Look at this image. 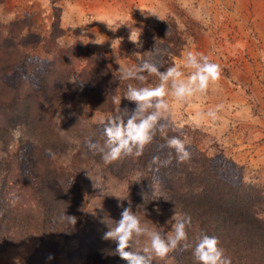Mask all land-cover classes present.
Masks as SVG:
<instances>
[{"label":"rangeland","instance_id":"1","mask_svg":"<svg viewBox=\"0 0 264 264\" xmlns=\"http://www.w3.org/2000/svg\"><path fill=\"white\" fill-rule=\"evenodd\" d=\"M136 38L138 42L131 41ZM189 51L219 64L222 76L204 96L187 103L170 101L171 111L162 121L168 125L167 136L179 130L182 139L206 155L222 153L240 167L246 185L264 189V0L0 2V130L5 135L0 140V183L7 178L13 185L16 172H4L8 165L14 168L23 159L27 166V159H41L44 165L33 170L51 167L59 174L71 173L84 200L82 231L55 236L50 251L41 256L43 264H86L84 239L96 238L112 245L103 250L109 252L108 261H115L116 242L102 237L129 206L149 228L172 231L168 221L181 215L166 200L183 183L180 172H152L147 157L151 145L139 157L105 164L87 142L103 144L101 121L130 104L123 95L134 81L115 80L111 74L119 77L120 67L142 60L162 64L164 71L182 65ZM158 83L153 75L139 86ZM114 96L121 97L119 106ZM218 105L219 119L197 120L198 112ZM17 129L23 133L19 138ZM155 138L165 142L159 133ZM27 143L32 151H23ZM173 151L165 143L152 158ZM25 177L34 187L43 183L33 175ZM140 239L133 250L148 245L147 237ZM39 245L33 238L8 246L0 255L8 257L5 264H26ZM7 251L8 256L1 254ZM177 255V250L164 259L153 255V264H175Z\"/></svg>","mask_w":264,"mask_h":264},{"label":"trees","instance_id":"2","mask_svg":"<svg viewBox=\"0 0 264 264\" xmlns=\"http://www.w3.org/2000/svg\"><path fill=\"white\" fill-rule=\"evenodd\" d=\"M55 28L53 26V30ZM6 67L8 65L2 68ZM111 76L120 80L113 74ZM34 82L33 87H36L38 83ZM133 84L140 85L137 81ZM133 109L135 106L130 102L129 113ZM1 131L4 130H0V140L4 141L5 135ZM175 136L185 137L179 130ZM164 144L154 138L149 144L147 157L152 172H169L170 168L180 172L183 183L172 188L166 205L179 213L181 218L185 214L191 216V226L187 229L190 240L195 241L201 233L214 235L231 257L232 264H264V189L251 183L246 185L240 167L222 153L208 156L189 143L187 147L192 153L189 162L177 163L173 151L169 154L172 163L168 166L153 163L152 152L156 148L162 151ZM23 148V151L33 150L30 143ZM169 155L163 154L159 158L163 161ZM26 161L27 166L22 159L15 163L16 167L13 168L12 164V168L8 165L4 169L9 173L12 169L16 174L11 177L13 185L7 182V178L0 183V252L8 246L38 238L40 245L31 253L26 264H43L41 256L50 251L55 236H75V230L82 231L80 224L84 200L78 182L71 173L59 174L51 167L35 171L32 167L40 163L44 165V162L32 158ZM27 174L42 179L43 183L39 187L32 186L24 179ZM70 217H75L74 224ZM84 240L88 248L86 264H127L117 254L115 261H108L109 252L105 255L103 249L106 247L110 250L112 245H107V242L98 238L94 241ZM176 250L175 264H197L191 250Z\"/></svg>","mask_w":264,"mask_h":264},{"label":"clouds","instance_id":"3","mask_svg":"<svg viewBox=\"0 0 264 264\" xmlns=\"http://www.w3.org/2000/svg\"><path fill=\"white\" fill-rule=\"evenodd\" d=\"M131 41L136 43L138 38ZM162 67L164 65L150 60H142L138 65L128 68L120 67L119 79L122 81L134 80L142 85L148 76L154 75L158 77L159 83L152 87L128 83L123 97L134 102L135 109L129 113L128 109L121 110L118 107L114 115L101 121L105 137L103 144L88 140L89 151L99 154L105 164L126 156H141L158 133L164 137L166 146L174 150L177 163L192 159L187 142L179 136L168 137V125L162 121L171 111L170 101L187 103L194 97L206 95L210 87L220 81L222 69L219 64L211 62L208 56L192 51L186 53L182 65L174 64L160 71ZM182 69H187V73ZM113 101L119 106L121 97L114 96ZM221 107L218 105L206 112H198L196 118L198 121H216ZM22 134L19 129L14 130L17 138ZM153 163L168 166L172 163V157L169 155L163 161L154 157ZM70 218L74 224L75 217ZM172 220L168 221L172 224V231L165 234L163 227L153 230L142 223L137 212H133L129 206L123 209L120 220L114 227H109L102 239L116 242L115 254L127 264H153V255L164 259L178 248L191 250L197 264H232L231 257L226 254L217 236L201 233L195 241L190 240L187 229L191 226V216L185 214L181 218L175 215ZM141 237H147L148 245L133 250L140 246Z\"/></svg>","mask_w":264,"mask_h":264},{"label":"crops","instance_id":"4","mask_svg":"<svg viewBox=\"0 0 264 264\" xmlns=\"http://www.w3.org/2000/svg\"><path fill=\"white\" fill-rule=\"evenodd\" d=\"M18 248V247H17ZM23 251V250H22ZM24 252V251H23ZM1 254H5V255H9L10 254V251H7V252H3V253H1ZM8 257H3L2 255H0V264H5L6 262H8V261H6V259H7ZM9 260V259H8ZM20 260V259H19ZM9 262H12V261H9ZM14 263L16 264L17 262L16 261H14Z\"/></svg>","mask_w":264,"mask_h":264}]
</instances>
